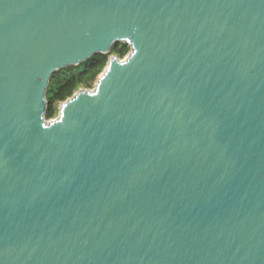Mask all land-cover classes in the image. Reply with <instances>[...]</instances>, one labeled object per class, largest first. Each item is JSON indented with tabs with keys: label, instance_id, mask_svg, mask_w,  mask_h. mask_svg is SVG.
<instances>
[{
	"label": "water",
	"instance_id": "water-1",
	"mask_svg": "<svg viewBox=\"0 0 264 264\" xmlns=\"http://www.w3.org/2000/svg\"><path fill=\"white\" fill-rule=\"evenodd\" d=\"M0 264H264V0H0Z\"/></svg>",
	"mask_w": 264,
	"mask_h": 264
},
{
	"label": "trees",
	"instance_id": "trees-1",
	"mask_svg": "<svg viewBox=\"0 0 264 264\" xmlns=\"http://www.w3.org/2000/svg\"><path fill=\"white\" fill-rule=\"evenodd\" d=\"M129 52V45L120 43L113 46L108 55H94L79 66L67 67L55 72L46 93L48 103L46 119L56 118L59 105L71 98L77 91L82 88H92L105 70L111 55L123 59Z\"/></svg>",
	"mask_w": 264,
	"mask_h": 264
},
{
	"label": "rangeland",
	"instance_id": "rangeland-1",
	"mask_svg": "<svg viewBox=\"0 0 264 264\" xmlns=\"http://www.w3.org/2000/svg\"><path fill=\"white\" fill-rule=\"evenodd\" d=\"M112 56H114V55H111L110 57H112ZM97 81H98V80H97ZM97 81L94 83V86H93L92 88H90V89H88V88H82V89H80V90H93L94 87H95V85H96V83H97ZM60 106H61V104L59 105V109H60Z\"/></svg>",
	"mask_w": 264,
	"mask_h": 264
}]
</instances>
